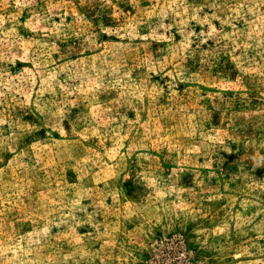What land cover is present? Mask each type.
Returning <instances> with one entry per match:
<instances>
[{"label": "rangeland", "instance_id": "obj_1", "mask_svg": "<svg viewBox=\"0 0 264 264\" xmlns=\"http://www.w3.org/2000/svg\"><path fill=\"white\" fill-rule=\"evenodd\" d=\"M0 264H264V0H0Z\"/></svg>", "mask_w": 264, "mask_h": 264}]
</instances>
